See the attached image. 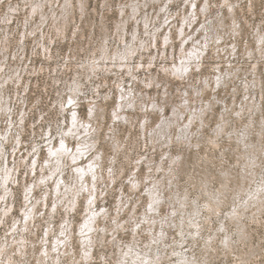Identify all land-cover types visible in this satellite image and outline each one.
Listing matches in <instances>:
<instances>
[{
	"label": "rangeland",
	"instance_id": "obj_1",
	"mask_svg": "<svg viewBox=\"0 0 264 264\" xmlns=\"http://www.w3.org/2000/svg\"><path fill=\"white\" fill-rule=\"evenodd\" d=\"M0 50V264H264V0H0Z\"/></svg>",
	"mask_w": 264,
	"mask_h": 264
},
{
	"label": "bare ground",
	"instance_id": "obj_2",
	"mask_svg": "<svg viewBox=\"0 0 264 264\" xmlns=\"http://www.w3.org/2000/svg\"><path fill=\"white\" fill-rule=\"evenodd\" d=\"M134 1H136V0H134ZM173 1H174V0H173ZM191 1H192V0H191ZM209 1H210V0H209ZM51 3H53V2H51ZM133 3H134V2H133ZM137 3H138V2H137ZM137 3H136V4H137ZM192 3H193V2H192ZM209 3H210V2H209ZM209 3H208V4H209ZM131 4H132V3H131ZM136 4H135V5H136ZM139 4H140V3H139ZM230 4H231V3H230ZM132 5H134V4H132ZM132 5H131V6H132ZM135 5H134V6H135ZM141 6H142V5H141ZM145 6H146V5H145ZM139 8H140V7H139ZM232 8H233V7H232ZM34 11H35V10H34ZM125 11H126V10H125ZM35 13H36V12H35ZM44 13H45V12H44ZM43 15H45V14H43ZM64 15H65V14H64ZM124 15H125V14H124ZM205 15H206V14H205ZM120 26H121V22H120ZM121 27H122V26H121ZM261 32H262V31H261ZM180 34H181V32H180ZM185 37H186V36H185ZM105 38H106V37H105ZM123 43H124V40H123ZM104 44H105V43H104ZM104 44L102 43V45H104ZM107 44H108V43H107ZM125 51H126V50H125ZM130 51H131V50H130ZM133 51H134V50H133ZM0 52H1V50H0ZM106 53H107V52H106ZM127 53H129V52H127ZM132 53H133V52H132ZM112 54H113V53H112ZM116 54H117V53H116ZM116 54H115V59H117V58H116ZM123 54H124V53H123ZM133 54H134V53H133ZM130 55H131V53H130ZM1 56H2V54H1ZM6 56L8 57V55H6ZM6 56H5V57H6ZM92 56H93V55H92ZM105 56H106V55H105ZM3 57H4V56H3ZM5 57H4V59L7 58V57H6V58H5ZM16 57H17V55H16ZM93 57H94V56H93ZM103 57H104V56H103ZM123 57H124V56H123ZM123 57H122V60H123ZM129 57H130V56H129ZM94 58H96V57H94ZM1 59H2V58H1ZM4 59H3V60H4ZM91 59H92V58H91ZM91 59H90V60H91ZM106 59H107V58H106ZM128 59H130V58H128ZM97 60H98V59H97ZM130 60H131V59H130ZM0 61H1V60H0ZM91 61H92V60H91ZM99 61H103V60H99ZM109 61H110V60H109ZM113 61H114V60H113ZM21 62H22V61H21ZM105 62H106V61H105ZM1 63H2V62H1ZM5 63H7V62H5ZM114 63L116 64V62H114ZM129 63H130V62H129ZM129 63H128V64H129ZM3 64H4V63H3ZM82 64H83V63H82ZM4 65H5V64H4ZM76 65H77V64H76ZM76 65H75V66H76ZM100 65H101V64H100ZM106 65H107V64H106ZM113 65H114V64H113ZM113 65H112V66H113ZM0 66H2V65H0ZM86 66H87V65H86ZM86 66H85V67H86ZM88 66H89V65H88ZM91 66H95V65H94V64L92 65V63H91ZM98 66H99V65H98ZM102 66H103V65H102ZM104 66H105V65H104ZM117 66H118V65H117ZM131 66H132V65H131ZM5 67H6V66H5ZM76 67H77V66H76ZM78 67H80V66H78ZM78 67H77V69H78ZM109 67H110V66H109ZM121 67H122V66H121ZM97 68H98V67H97ZM97 68H95V69L97 70ZM104 68H105V67H104ZM115 68H116V67H115ZM95 69H94V70H95ZM130 69H131V68H130ZM134 69H135V68H134ZM165 69H166V68H165ZM173 69H174V68H173ZM2 70H4V69H2ZM2 70H1V72H2ZM91 70H92V69H91ZM84 71H85V70H84ZM84 71H83V72H84ZM77 72H78V71H77ZM109 72H110V71H109ZM118 72H119V71H118ZM3 73L5 74V72H3ZM78 73H79V72H78ZM92 73H94V72H92ZM92 73H91V74H92ZM95 74H96V71H95ZM122 74H123V73H122ZM122 74H121V75H122ZM128 74H129V73H128ZM130 74H131V73H130ZM2 75H3V74H2ZM11 75L13 76V74H11ZM11 75L9 74L8 76H11ZM88 75H89V74H88ZM131 75H132V74H131ZM175 75H176V74H175ZM5 76H7V75H5ZM93 76H94V75H93ZM117 76L119 77V75H117ZM117 76H116V77H117ZM13 77H14V76H13ZM16 77H17V76H16ZM21 77H22V76H21ZM21 77H20V78H21ZM5 78H6V77H5ZM18 78H19V77H18ZM20 78H19V79H20ZM77 78H79V77H77ZM185 78H186V77H185ZM11 79H12V78H11ZM13 79H14V78H13ZM4 81H5V80H4ZM145 81H146V80H145ZM10 82H11V81H10ZM10 82H8V83H10ZM69 82H70V81H69ZM16 83H17V81H16ZM16 83H15V86H16ZM71 83H72V82H71ZM146 83H147V82H146ZM77 84H78V83H77ZM0 85H1V84H0ZM6 85H7V84H6ZM6 85H5V86H6ZM118 85H119V84H118ZM122 85H123V84H122ZM2 86H3V84H2ZM26 86H27V84H26ZM71 86H73V85H71ZM4 89H5V88H4ZM125 89H126V88H125ZM26 90H27V88H26ZM72 90H73V89H71V92H72ZM76 90H77V89H76ZM76 90H75V91H76ZM56 91H57V90H56ZM78 91H79V90H78ZM4 92H5V91H4ZM71 92H70V93H71ZM84 92H85V91H84ZM124 92H125V91H124ZM77 93H78V92H77ZM79 93H81V92H79ZM98 93H99V92H98ZM6 94H7V93H6ZM82 94H83V93H82ZM3 95H4V94H3ZM66 95H67V94H66ZM0 96H1V95H0ZM58 97H59V96H58ZM79 97H80V96H79ZM88 97H89V96H88ZM135 97H137V96H135ZM5 98H6V97H5ZM7 98H8V97H7ZM63 98H64V97H63ZM94 98H95V97H94ZM102 99H103V98H102ZM65 100H66V99H65ZM105 100H106V99H105ZM5 101H6V99H5ZM5 101H3V102H5ZM56 101H57V100H56ZM20 102H21V101H20ZM61 102H62V101H61ZM5 103H6V102H5ZM7 103H8V102H7ZM64 104H66V103H64ZM78 104H79V102H78ZM7 105H8V104H7ZM81 105H82V103H81ZM122 105H123V104H122ZM122 105H121V107H122ZM1 106H2V104H1ZM7 108H8V107H7ZM119 108H120V107H119ZM74 109H75V108H74ZM0 110H1V108H0ZM2 110H3V108H2ZM8 110H10V108H9ZM62 110H64V109H62ZM62 110H61V111H62ZM72 110H73V109H72ZM181 110H182V109H181ZM19 111H20V110H19ZM64 111H67V110H64ZM6 112H8V111H6ZM24 112H25V111H24ZM0 113H1V112H0ZM3 113H4V112H3ZM11 113H12V112H11ZM60 113L62 114V112H60ZM65 113H66V112H65ZM118 113H119V112H118ZM4 114H5V113H4ZM24 115H26V114H24ZM9 116H11V115H9ZM62 116H63V115H62ZM114 116H115V115H114ZM15 117H16V116H15ZM17 117H18V116H17ZM3 118H4V117H3ZM22 118H23V117H22ZM24 118H26V117H24ZM11 119H12V118H11ZM63 119H64V117H63ZM21 120L23 121V119H21ZM10 121H11V120H10ZM9 123H10V122H9ZM9 123H8V124H9ZM12 124H13V123H12ZM76 124H77V123H76ZM16 128H17V127H16ZM18 128H20V127H18ZM7 129H8V128H7ZM9 129H10V128H9ZM9 129H8V130H9ZM89 130H90V128H89ZM10 132H11V131H10ZM4 133H5V132H4ZM15 134H16V133H15ZM19 134H20V133H19ZM3 135H4V134H3ZM6 135H7V133H6ZM16 136L18 137V134H17ZM9 137H10V136H9ZM48 137H49V136H48ZM47 140H48V139H47ZM68 140H69V139H68ZM8 141H9V139H8ZM54 141H55V140H54ZM69 141H70V140H69ZM10 142H11V141H10ZM49 142H50V141H49ZM52 142H53V141H52ZM47 143H48V142H47ZM55 143H56V141H55ZM56 144H57V143H56ZM35 146H36V145H35ZM54 146H55V145H54ZM3 147H4V146H3ZM119 147H120V146H119ZM61 148H64V147L62 146ZM30 149H31V148H30ZM2 150H3V149H2ZM4 150H5V149H4ZM39 150H40V149H39ZM28 151H30V150H28ZM40 151H41V150H40ZM29 153H30V152H29ZM2 154H3V153H2ZM4 154H5V153H4ZM34 154H35V153H34ZM57 159H58V158H57ZM64 160H65V159H64ZM97 160H98V159H97ZM52 161H53V160H52ZM62 162H63V161H62ZM40 163H41V162H40ZM63 163H64V162H63ZM63 163H62V164H63ZM39 165H40V164H39ZM74 165H75V164H74ZM75 166H76V165H75ZM14 167H15V166H14ZM54 167H55V166H54ZM64 167H65V164H64ZM16 168H17V167H16ZM51 168H52V167H51ZM85 168H86V167H85ZM57 169H58V168H57ZM7 170H8V169H7ZM13 170H14V169H13ZM55 170H56V169H55ZM60 170H61V168H60ZM97 170H98V169H97ZM5 171H6V170H5ZM11 171H12V170H11ZM57 171H58V170H57ZM152 171H153V170H152ZM53 173H54V172H53ZM3 174H4V172H3ZM10 174H11V173H10ZM59 174H60V173H59ZM4 176H5V175H4ZM13 176H15V175H13ZM47 176H48V175H47ZM54 176H55V175H54ZM10 177H11V175H10ZM43 177H44V176H43ZM52 177H53V176H52ZM153 177H154V176H153ZM63 178H64V177H63ZM63 178H62V179H63ZM158 178H159V176H158ZM0 179H1V178H0ZM53 179H54V177H53ZM2 180H3V179H2ZM16 181H17V180H16ZM64 181H65V180H64ZM7 182H8V181H7ZM66 182H67V181H66ZM88 182H89V181H88ZM88 182H87V183H88ZM45 183H46V182H45ZM5 184H6V183H5ZM5 184H4V185H5ZM66 184H68V183H66ZM2 185H3V184H2ZM87 185L89 186V184H87ZM46 186H47V185H46ZM71 186H72V184H71ZM161 186H162V185H161ZM59 187H60V186H59ZM48 188H49V187H48ZM77 188H79V187L77 186ZM88 188H89V187H88ZM4 189H5V188H4ZM7 189H8V188H7ZM40 189H41V188H40ZM50 189H51V188H50ZM74 189H75V188H74ZM172 189H173V188H172ZM62 190H63V189H62ZM12 191H13V190H12ZM89 191H90V190H89ZM91 191H92V190H91ZM91 191H90V192H91ZM66 192H67V191H66ZM92 192H93V191H92ZM172 192H173V190H172ZM6 193H7V192H6ZM27 193H28V192H27ZM45 193H47V192H45ZM64 193H65V192H64ZM201 193H202V192H201ZM8 194H9V193H8ZM60 194H61V193H60ZM93 194H94V193H93ZM12 195H13V194H12ZM12 195H10V196H12ZM29 195H30V194H28L27 196H29ZM74 195H76V194H74ZM63 196H64V195H63ZM78 196H79V195H78ZM68 197H69V194H68ZM68 197H67V200H69ZM95 197H96V196H95ZM3 198H4V196H3ZM7 198H8V196H7ZM85 198H86V197H85ZM27 199H28V198H27ZM57 199H58V198H57ZM88 199H89V198H88ZM63 200H64V199H63ZM67 200H66V201H67ZM73 200H74V199H73ZM73 200H72V201H73ZM56 201H57V200H56ZM0 202H1V200H0ZM3 203H4V202H3ZM56 204H57V202H56ZM69 204H70V203H69ZM89 204H90V203H89ZM32 205H33V204H32ZM64 205H65V204H64ZM2 206H3V204H2ZM7 207H8V206H7ZM62 207H63V206H62ZM64 207H65V206H64ZM70 207H71V206H70ZM154 207H156V206H154ZM175 207H176V206H175ZM1 208H2V207H1ZM205 208H206V207H205ZM7 209H8V208H7ZM7 209H6V210H7ZM8 210H9V209H8ZM8 210H7V211H8ZM89 210H90V209H89ZM236 210H237V209H236ZM26 211H27V210H26ZM24 212H25V211H24ZM32 212L34 213V209H33ZM89 212H90V211H89ZM96 212H97V211H96ZM5 213H6V211H5ZM5 213H4V214H5ZM8 213H10V212H8ZM33 213H32V214H33ZM68 213H69V212H68ZM0 214H1V213H0ZM4 214H3V215H4ZM6 214H7V213H6ZM6 214H5V215H6ZM145 214H146V213H145ZM148 214H149V213H148ZM29 215H30V214H29ZM67 215H68V214H67ZM87 216H88V215H87ZM150 216H151V215H150ZM153 216H154V215H153ZM169 216H170V215H169ZM32 217H33V216H32ZM151 217H152V216H151ZM157 218H158V217H157ZM169 218H170V217H169ZM31 219H33V218H31ZM163 219H164V218H163ZM26 220H27V219H26ZM26 220H25V221H26ZM165 220H166V219H165ZM15 221H16V220H15ZM185 221H186V220H185ZM16 222H17V221H16ZM63 222H64V221H63ZM176 222H177V221H176ZM162 224H163V222H162ZM162 224H161V225H162ZM80 225H81V224H80ZM195 225H198V224L195 223ZM49 227H50V226H49ZM81 227H82V226H81ZM98 227H99V226H98ZM98 227H97V229H98ZM64 228H65V227H64ZM82 229H83V228H82ZM80 230H81V229H80ZM198 231H199V230H198ZM48 232H49V231H48ZM86 232H87V231H86ZM155 232H156V231H155ZM49 233H50V232H49ZM62 233H63V232H62ZM64 233H65V231H64ZM91 233H93V232H91ZM68 234H69V233H68ZM87 234H88V233H87ZM85 235H86V234H85ZM82 236H83V235H82ZM11 237H12V236H11ZM57 237H58V236H57ZM80 237H81V236H80ZM92 237H93V236H92ZM14 238H15V237H14ZM22 238H23V237H21V239H22ZM58 238H59V237H58ZM64 238H65V237H64ZM7 239H8V238H7ZM62 239H63V238H62ZM92 239H93V238H92ZM0 240H1V238H0ZM4 240H6V239H4ZM59 240H60V239H59ZM64 240H65V239H64ZM10 241H11V240H10ZM24 241H25V239H24ZM6 242H7V240H6ZM19 242H20V241H19ZM147 242H148V241H147ZM15 243H17V242H15ZM22 243H24V242H23V239H22ZM81 243H82V242H81ZM160 243H161V242H160ZM2 244H3V243H2ZM4 244H5V243H4ZM4 244H3V246H4ZM58 244H59V243H58ZM58 244H57V245H58ZM82 244H83V243H82ZM93 244H94V243H93ZM46 245H47V244H46ZM87 245H88V244H87ZM149 245H150V244H149ZM152 245H153V244H152ZM154 245H155V244H154ZM3 246H2V247H3ZM17 246H18V245H17ZM24 246H25V244H24ZM24 246H23V247H24ZM59 246H60V244H59ZM88 246H89V245H88ZM57 247H58V246H57ZM85 247H86V246H85ZM149 247H151V246H149ZM20 249H21V248H20ZM48 249H49V247H48ZM51 249H52V248H51ZM51 249H50V250H51ZM56 249H57V248H56ZM58 249L60 250V248H58ZM48 251H49V250H48ZM51 251H52V250H51ZM89 251H90V249H89ZM46 252H47V251H46ZM131 252H132V251H131ZM43 253H44V252H43ZM44 254H45V253H44ZM48 254H49V253H48ZM144 254H145V253H144ZM148 254H149V253H148ZM248 254H249V253H248ZM182 255H183L182 257H183V259H184V261H183L182 264H191V263H194V260H193L192 258H190V257H187V256L185 255V253H183ZM0 256H2V255H0ZM89 256H90V255H89ZM89 256H88V257H89ZM178 256H179V255H178ZM47 257H48V255H47ZM52 257H53V256H52ZM126 257H128V256H126ZM132 257H133V256H132ZM151 257H152V255H151ZM179 257H180V256H179ZM3 258H4V257H3ZM0 259H1V258H0ZM10 259H11V257H10ZM57 259H58V258H57ZM120 260H121V259H120ZM127 260H128V259H127ZM0 261H3V260H0ZM8 261H10V260H7V262H8ZM121 261H123V260H121ZM135 261H137V260H135ZM3 262H4V261H3ZM124 262H127V261H124ZM131 262H132V261H131ZM142 262H143V260H142ZM1 263H2V262H1ZM43 263H44V262H43ZM128 263H129V262H128ZM139 263H140V262H139ZM16 264H17V263H16ZM25 264H26V263H25ZM41 264H42V263H41ZM53 264H54V263H53ZM122 264H123V263H122ZM125 264H126V263H125Z\"/></svg>",
	"mask_w": 264,
	"mask_h": 264
}]
</instances>
